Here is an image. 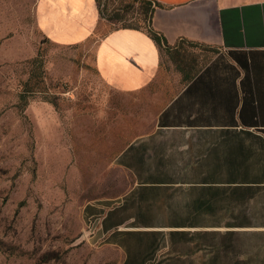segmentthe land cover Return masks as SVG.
Instances as JSON below:
<instances>
[{"label":"crops","instance_id":"obj_1","mask_svg":"<svg viewBox=\"0 0 264 264\" xmlns=\"http://www.w3.org/2000/svg\"><path fill=\"white\" fill-rule=\"evenodd\" d=\"M151 1L160 7L150 27L166 39L169 52L187 41L214 53L196 74L181 72L168 79L166 50L147 31L115 30L96 43L95 67L102 82L121 95L148 101L147 108L156 113L112 164L130 177V190L122 198L89 205L87 221L95 219L98 228L87 241L109 243L123 256L122 264H188L209 249L188 233L226 228L238 234L259 230L264 236V0ZM93 2L38 0L41 35L70 42L63 45L86 42L94 31L75 39L82 32L64 16L86 23L87 5ZM51 9L64 15L53 16L62 38L53 30ZM152 87L168 89L146 95ZM222 187L252 189L242 205L228 199L245 210L251 224L215 225L221 223L218 215L226 214L222 196H231L222 195ZM206 214L217 215L215 223L207 225ZM256 217L262 222L256 223ZM190 244H196V252ZM250 255H237V260L264 264V241L254 258Z\"/></svg>","mask_w":264,"mask_h":264},{"label":"rangeland","instance_id":"obj_2","mask_svg":"<svg viewBox=\"0 0 264 264\" xmlns=\"http://www.w3.org/2000/svg\"><path fill=\"white\" fill-rule=\"evenodd\" d=\"M37 3L0 0V264H122L123 256L109 243L87 241L98 228L95 219L93 225L87 221V209L130 190V177L112 164L156 110L147 108L148 101L121 95L102 82L95 48L112 31L147 28L150 15L144 11L151 2L98 0L87 5L86 23L57 13L82 32L75 39L94 31L86 42L71 46L60 44L68 40L51 42L41 35ZM55 13L51 9L52 27L61 37ZM213 53L180 42L177 50H166L164 74L168 79L181 72L192 76ZM158 88L145 93L168 89ZM218 217L225 227L229 216ZM255 221L259 224L262 218ZM208 223L215 219L207 218ZM227 232L221 228L195 236L210 249L214 244L230 248L222 252L225 261L220 264H236L245 253L254 258L264 241L259 230L238 231L241 235L234 237ZM189 247L196 252V244ZM204 250L198 260L194 257L195 264L211 255Z\"/></svg>","mask_w":264,"mask_h":264},{"label":"trees","instance_id":"obj_3","mask_svg":"<svg viewBox=\"0 0 264 264\" xmlns=\"http://www.w3.org/2000/svg\"><path fill=\"white\" fill-rule=\"evenodd\" d=\"M98 1V0H95ZM151 2V6L150 8H146L144 13L148 16V14L150 15L149 20H148V27L145 29L142 28H135V27H123V29H132V30H144L147 31L149 33V35L152 37V39L160 46L162 47V49L167 50L168 52L171 50V47H169L166 39L164 37H162L161 35H159L158 33H156L154 30L151 29L150 24H151V18H152V14L155 10L156 7H160V5H155L154 3L150 0ZM153 5V6H152ZM222 195H225L224 192L230 194V197H225L222 196V207L221 210L225 211V215L229 216V221L228 223L225 224L226 227H245L248 226V224H251L249 219H248V215H246L245 210H243V208L241 206H234L232 204V201H229L228 199H232V198H236L237 199V205L239 204H244L245 201V196L248 193H251V188L250 187H222ZM232 196H236V197H232ZM211 209V208H210ZM214 214H206L205 218H214L217 219V216ZM221 223L216 222L215 225L220 226ZM208 225V224H207ZM184 234V233H183ZM209 234V232H200V234H196L194 233L193 235H191V233H188V236H190L189 238H193L195 236H200V237H206ZM225 235L227 236H239L241 234H238L236 232H227L225 233ZM172 236H179V233H173ZM229 250V247H222V250ZM210 250L209 253H211V255L205 256L202 263L201 264H220V262L225 261V258L223 256L222 250H217L216 247H213L212 249H207ZM249 260L247 259V261L245 260H240V261H236V264H246ZM176 264H186V263H176ZM188 264H195L194 260H190Z\"/></svg>","mask_w":264,"mask_h":264},{"label":"built area","instance_id":"obj_4","mask_svg":"<svg viewBox=\"0 0 264 264\" xmlns=\"http://www.w3.org/2000/svg\"><path fill=\"white\" fill-rule=\"evenodd\" d=\"M93 223H94V222H92V225H93ZM93 235H94V233H93L91 236H93Z\"/></svg>","mask_w":264,"mask_h":264}]
</instances>
